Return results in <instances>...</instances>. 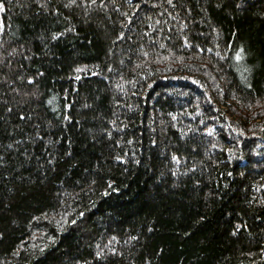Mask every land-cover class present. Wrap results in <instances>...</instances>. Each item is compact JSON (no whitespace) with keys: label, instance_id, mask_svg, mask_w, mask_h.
I'll use <instances>...</instances> for the list:
<instances>
[{"label":"trees","instance_id":"1","mask_svg":"<svg viewBox=\"0 0 264 264\" xmlns=\"http://www.w3.org/2000/svg\"><path fill=\"white\" fill-rule=\"evenodd\" d=\"M0 4V264H264V0Z\"/></svg>","mask_w":264,"mask_h":264},{"label":"snow or ice","instance_id":"2","mask_svg":"<svg viewBox=\"0 0 264 264\" xmlns=\"http://www.w3.org/2000/svg\"><path fill=\"white\" fill-rule=\"evenodd\" d=\"M2 9H3V5L0 4V10H2ZM53 39H56V36H53ZM238 58H239V56H238Z\"/></svg>","mask_w":264,"mask_h":264}]
</instances>
